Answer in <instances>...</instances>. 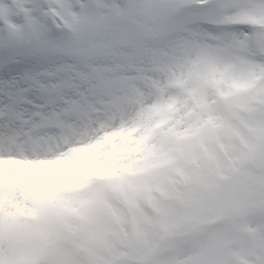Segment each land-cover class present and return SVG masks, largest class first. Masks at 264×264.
Listing matches in <instances>:
<instances>
[{
	"label": "rangeland",
	"instance_id": "obj_1",
	"mask_svg": "<svg viewBox=\"0 0 264 264\" xmlns=\"http://www.w3.org/2000/svg\"><path fill=\"white\" fill-rule=\"evenodd\" d=\"M154 2L129 75L0 114V264L143 260L247 163L149 264H264V0Z\"/></svg>",
	"mask_w": 264,
	"mask_h": 264
},
{
	"label": "snow or ice",
	"instance_id": "obj_2",
	"mask_svg": "<svg viewBox=\"0 0 264 264\" xmlns=\"http://www.w3.org/2000/svg\"><path fill=\"white\" fill-rule=\"evenodd\" d=\"M156 8L154 0H0V114L54 108L98 87L148 50Z\"/></svg>",
	"mask_w": 264,
	"mask_h": 264
},
{
	"label": "clouds",
	"instance_id": "obj_3",
	"mask_svg": "<svg viewBox=\"0 0 264 264\" xmlns=\"http://www.w3.org/2000/svg\"><path fill=\"white\" fill-rule=\"evenodd\" d=\"M55 195V193L53 192V193H42V194H40V198L42 199V200H48V199H50L52 196H54Z\"/></svg>",
	"mask_w": 264,
	"mask_h": 264
},
{
	"label": "bare ground",
	"instance_id": "obj_4",
	"mask_svg": "<svg viewBox=\"0 0 264 264\" xmlns=\"http://www.w3.org/2000/svg\"><path fill=\"white\" fill-rule=\"evenodd\" d=\"M263 163H264V161H263Z\"/></svg>",
	"mask_w": 264,
	"mask_h": 264
}]
</instances>
